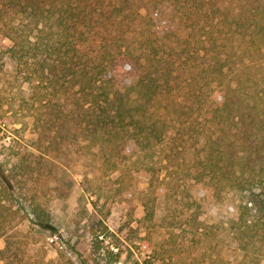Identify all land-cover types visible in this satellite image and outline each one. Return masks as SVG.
I'll return each instance as SVG.
<instances>
[{"label": "rangeland", "instance_id": "obj_1", "mask_svg": "<svg viewBox=\"0 0 264 264\" xmlns=\"http://www.w3.org/2000/svg\"><path fill=\"white\" fill-rule=\"evenodd\" d=\"M74 1L73 12L83 13V1ZM238 2L119 0L118 10L104 8L105 18L85 20L75 32L40 8L34 17L0 0V221L7 231L0 264H264V206L251 212L256 225L239 244L232 223L243 193L220 177L197 176L207 175L206 158L224 150L215 141L228 131L215 123L221 90L240 91L245 78L264 76V67L252 66L232 78L228 67L247 64L242 51L254 59L260 52L238 34L231 50L227 25L209 27L210 9L222 8L225 18ZM67 35L73 46L64 47ZM118 47L127 54L117 55ZM65 48L74 63L110 73L111 95L145 74L157 78L162 89L143 100L136 118L151 115L157 133L167 131L162 141L141 147L132 126L95 127L98 90L79 88L80 78L67 74ZM44 217L55 233L36 225Z\"/></svg>", "mask_w": 264, "mask_h": 264}, {"label": "trees", "instance_id": "obj_2", "mask_svg": "<svg viewBox=\"0 0 264 264\" xmlns=\"http://www.w3.org/2000/svg\"><path fill=\"white\" fill-rule=\"evenodd\" d=\"M80 1H83V5L85 4L82 9L84 12L75 14L73 12L74 6H71V3L75 2L74 0H52L51 7H48L46 10L41 7L42 0H6L7 4L13 2L12 4L14 5H20V8H22L25 13L34 17L38 16L36 11H40V9H42L44 13L49 12V15L52 14L53 18L58 22L56 25L58 27H60V24L64 25L63 23L70 21L69 25L66 26V30H73L75 32L79 30L81 22L85 20L92 22L93 18L99 21L100 18L106 17L104 15L105 12L103 13L104 8L107 10L111 8L118 10L117 6L119 5V0H106L108 4L112 5L111 7L105 5V0H79V2ZM23 7H25V9ZM234 7L240 9L237 14L235 13V18L229 19ZM51 8H56L58 12L51 13ZM95 10L97 11L96 13H94ZM210 10L209 27L215 28L220 26V28H222V25H227L228 35L231 37V50L236 48L232 43L234 40L232 37L238 34L247 44V49L254 47V44H256L255 49H257L261 55L260 59H254L253 55L243 53L242 51L241 54H239L240 60H247V64L242 63L240 66L236 67V69L234 64L233 68L228 67L227 69L230 70L232 78L237 76L238 73H243L245 69L251 68L252 66L258 68L264 67V49L261 47V44L257 46V42L259 41L264 44V0H239L235 5H230V7H228V12L224 16L225 18L220 17L222 8L216 7L213 11ZM89 11L94 13L93 16H89L92 14L89 13ZM116 15L117 14H114V17ZM222 19L223 21H221ZM102 22H104V19ZM73 38V35L71 37L67 35L63 41L64 47L67 45L73 46ZM110 38L109 40L112 44L116 38L112 36ZM215 39L218 40L219 38L215 36ZM213 44L215 46L214 39ZM116 52L117 55L127 54L126 51H121V47H118ZM65 54L69 59V61L66 62V72H68L67 74L69 75H77L80 78L79 83L81 86L78 83L79 88L81 87L83 90L86 89L85 87L92 88L90 91L92 94L95 88L98 90L96 95H94L96 98L94 103L98 108L95 127L105 132L110 129V127L127 129L132 126L137 130V132H133L132 135L130 134L132 136V141L134 144L140 145L141 147H150L149 140L152 138L160 142L162 141L167 131L164 132L162 130L161 133H157V121L153 119L151 115L146 118L144 113H141L139 116L140 118H136L138 109L145 110V108L141 106L143 100L147 98L152 101L153 98L156 97L159 89H162V85L158 82L157 78L154 79L150 74H145L144 77L140 75L141 78H137L133 87L131 86L126 92L124 90L122 92L115 91L111 95V93L106 91V84L107 81H109L107 77H109L110 73H106L105 69L90 70L91 68L88 67V63L83 61V59L74 63L73 55H70L69 51H66ZM74 54L76 55L78 53L75 52ZM216 56V58L220 59L218 55ZM230 57H228V59L221 58V60L226 62L229 61ZM217 62L222 69L225 67L224 64L226 63L220 65V61ZM222 69H219V71H223ZM243 81H246L247 84L243 86L242 90L231 89L232 87L229 85L225 91L224 89L221 90L218 103H214L216 105L214 110L219 112L220 118V120L215 123L220 126L226 124L228 130L215 138L216 142L220 141L223 144L224 150H222V152H216L217 155L209 157L210 160L206 158L204 168L207 169V175L203 173L204 171H197L198 178L208 176V180L211 181V179L213 180L214 178L220 177L222 180H225V186H227L228 189L243 193L245 201L244 205L240 207L242 211L232 223L235 227L236 225L238 226L239 232L242 230L241 233L238 231L234 232L236 235L239 234L236 237L238 239L237 243L239 244L241 242H248V240L244 241L240 239V234L247 236L248 230H252V227L256 225L250 218L251 212L255 209L256 205H259L262 209V206H264V76H258V73H256L248 79L245 78ZM240 82H242V80H240ZM260 84L262 87H259ZM164 119L167 120L166 118ZM212 142L210 144H212ZM0 181L5 183L2 178V173H0ZM0 207L2 206L0 205ZM36 225L50 233L56 232V229L47 217L41 218L39 221L37 220ZM2 226L3 222L0 221V237L7 234V231L4 230ZM6 247H9L8 242Z\"/></svg>", "mask_w": 264, "mask_h": 264}]
</instances>
